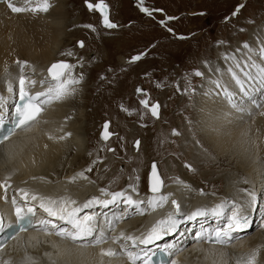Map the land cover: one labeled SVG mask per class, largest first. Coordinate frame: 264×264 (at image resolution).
I'll use <instances>...</instances> for the list:
<instances>
[{
  "label": "bare ground",
  "instance_id": "6f19581e",
  "mask_svg": "<svg viewBox=\"0 0 264 264\" xmlns=\"http://www.w3.org/2000/svg\"><path fill=\"white\" fill-rule=\"evenodd\" d=\"M97 1L99 0L91 4L96 5L100 2ZM12 2L17 7L32 8L36 7L40 0H12ZM49 3L51 7L47 12L12 13L3 11L0 6V119H7L10 114V111L9 113L7 111L13 105L12 100L14 101L16 89L19 88L21 75L25 78V89L44 92L50 86V82L54 83L52 78H48L47 68L54 62L68 60L66 57L77 58L75 53L72 56L62 55L67 52L64 49L66 40H63L69 37L64 28L68 9L63 5V0H49ZM243 3L244 0H240V4ZM108 9L111 11V6ZM92 10L101 11L95 6ZM247 35L245 40H237L227 48L214 50L213 59L209 57L202 63V82L196 88V95H193L191 108L186 107L189 93L182 87H180L181 94L176 99L179 109L183 110L180 114H172L174 121L180 124L182 120L190 118L191 127L182 138L177 136L179 135L177 133L176 139L179 143L180 139L186 138L188 140L186 143H191L195 149L190 148V151L197 156L203 155L198 163H194L193 168H205L204 177L208 178L206 183L214 180L217 185L216 187H212L211 184L203 187L202 183L194 185L192 180L188 181V177L181 180L169 179L164 184L162 182L159 194L170 193L169 201L172 198L176 199L181 204V211L191 212L201 208L202 203V208L209 209L205 215L191 220H180L175 217V230L166 235L167 239L166 236L161 237V241H171L170 249L179 252L177 256L182 264H244L253 250L257 251L256 264H264V228L260 227L264 224V115H262L264 84L260 81L255 84L254 80L258 78L257 69L264 67V22L254 30H249ZM245 44L248 47H244ZM117 57L122 64L133 62L131 58L127 59L121 54ZM18 60L26 62L22 69L17 64ZM83 63V58L68 62L74 65L71 72H76L75 75L71 73L72 76L79 78L82 75L78 72L82 70ZM233 72L242 80L246 94L233 79ZM248 73L251 75L249 76ZM30 80L34 83L28 85ZM85 80L84 78L80 84L74 86L75 93L67 99L44 105L41 115L30 128L17 130L9 140L0 144L1 181L17 180L19 191L22 187L32 190L37 186L39 196L56 200L68 198L75 200L76 206H82L92 197L98 199L104 197L100 189L108 191L109 185H103V177L99 176V173L104 172L111 160L106 157L102 168L86 171L94 155H89L91 145L88 133L91 128H88L89 118L83 106L87 86ZM140 89L144 88L140 87ZM186 90L188 91L187 86ZM135 93L137 94L136 91ZM161 99L155 100L158 105L156 122L165 121L164 102ZM252 99L255 100L250 104ZM152 104L149 105L150 114ZM255 105L259 107L256 109ZM248 111L251 114H248ZM175 124L167 123V127L176 131ZM109 132L110 138L117 134L110 130ZM49 136L52 139H49ZM61 136H64V139H59ZM109 139L100 140L107 142ZM11 143H19L18 148L10 151L11 148L7 147ZM24 147L29 151H24L20 156L12 154ZM183 148L186 149V145ZM211 151L214 155H211ZM185 153H183L184 157L187 156ZM100 156L98 155V159L101 158ZM150 158L147 156V160ZM144 159L145 155H140V160ZM192 161L197 162V159L194 158ZM92 164L90 163V166ZM156 165L161 180V173L163 175L164 173L160 164L156 163ZM168 165L166 170L169 168L171 172V165ZM141 169L142 165H139L131 169L130 174L138 176L136 172L140 173ZM82 171L88 179L77 177L75 181H70L71 177ZM6 177L8 179H5ZM192 179L197 182L204 180L200 177ZM131 186L125 183L122 192L134 200L144 201L141 205L146 209L143 215L132 207L125 211L127 207L120 203L110 204L107 207L93 204L90 208H82L78 214L94 216L93 223H98L93 237H89L88 241H80L81 244L87 243V247L78 249L70 243H53L48 239L37 238L27 242V245L31 244L32 248L28 250L33 260L26 261L25 264H125L123 262L125 257L117 259L101 257L98 245L91 244L94 237L103 232L106 242L101 246L104 249L115 250L119 246L128 248L132 243L131 240L121 239L113 243V237L119 236L121 232L136 236L140 225L154 223L168 214L162 213L163 208L153 211L147 206L149 197L159 194L152 193L150 189H143V192L138 190V194H135L137 190H133ZM201 192L204 195H201ZM6 194L18 196L8 189ZM29 197L16 199L22 203L39 205V200L33 201ZM221 201L226 202L227 213L232 203L243 204L248 223L240 231L234 232L232 239L222 246L204 243L200 235H197L200 234L199 228L204 225L215 227L216 224L222 227L223 224L220 222L227 220L226 217H217L210 211ZM254 205L257 208L253 209ZM119 207L122 209L120 215L117 213ZM122 211H125L123 216H121L124 213ZM108 220L112 221L111 226L107 223ZM146 231L147 229L144 233ZM3 236L0 238V244L7 238L6 233H3ZM17 237L18 235L14 236L11 242L13 243ZM23 237L19 235L18 239ZM108 242L111 247L105 246ZM16 252L18 254L16 257L26 258L21 250ZM174 254L175 252L172 255ZM19 260L13 258L8 263L16 264Z\"/></svg>",
  "mask_w": 264,
  "mask_h": 264
},
{
  "label": "rangeland",
  "instance_id": "374dc122",
  "mask_svg": "<svg viewBox=\"0 0 264 264\" xmlns=\"http://www.w3.org/2000/svg\"><path fill=\"white\" fill-rule=\"evenodd\" d=\"M94 1L87 0L86 3V0H63V5L68 9L64 28L69 36L63 40H66L64 49L75 53L77 57H66L68 60L63 61L70 63L71 60L83 58L82 72L78 73L87 80L83 106L89 118L88 128H91L88 133L91 145L89 155L94 156L90 163L95 161L91 166L89 163L88 168H102L106 157L111 160L112 163H108L104 172L98 174L103 177V185H109L108 192H122L125 183L137 190L135 194H138V190H147L152 161L160 164L166 175L160 170L163 184L169 179L188 177V181L192 180L194 185L202 183L203 187L210 184L216 187L213 179L212 183H206L208 178L204 177L205 168H193L194 163H198L203 155L197 156L190 151V148L195 149L191 143H186V138L180 139L179 143L176 139L177 133L182 138L191 129L190 118L179 124L174 121L172 114H180L183 110L176 103L181 94L180 87L189 93L186 107L191 108L193 95H196V88L202 82L201 65L209 57L213 59L214 50L227 48L237 40H245L249 30H254L264 22V0H244L243 4H240V0H99L106 5L103 11L109 21L117 25L111 29L104 27L101 11L88 8V4ZM142 8L148 11H141ZM79 40L83 41V48L78 47ZM120 54L127 59L139 55L140 59L122 64L117 57ZM197 71L201 73L200 76L195 75ZM71 73L76 74L75 71ZM254 80L257 84L259 78ZM136 86L147 91L136 94ZM160 99L164 102L166 122H156L158 117H153L149 107L145 108L140 103L146 100L147 103L156 104L155 100ZM105 120L110 123L109 130L117 134L107 142H102L99 132ZM167 123H176L177 130L167 127ZM136 140L140 143L135 150L133 143ZM183 144L186 149H182ZM183 153L187 156L184 157ZM98 155L101 158L98 159ZM140 155H145L143 161ZM147 156H151L150 160H147ZM194 158L197 162L192 161ZM167 164L171 165V172L169 168L166 170ZM139 165H142V169L140 173L136 172L138 176L131 175V169ZM193 177L204 180L197 182ZM106 198L110 199L105 196L99 199ZM117 203L127 207L123 197ZM121 210H118V215ZM172 211L171 207L168 213ZM122 212L121 216L125 214V211ZM187 213L190 212L181 211L175 217L189 220L185 217ZM145 226L140 225L137 232L145 229ZM170 232L162 233L161 237Z\"/></svg>",
  "mask_w": 264,
  "mask_h": 264
},
{
  "label": "snow or ice",
  "instance_id": "6c2138e0",
  "mask_svg": "<svg viewBox=\"0 0 264 264\" xmlns=\"http://www.w3.org/2000/svg\"><path fill=\"white\" fill-rule=\"evenodd\" d=\"M6 4L7 8L12 13H20L25 11L31 12H47L51 7L49 0H40V3L36 7L32 8H24V7H17L13 4L12 0H0ZM87 3V0H86ZM96 7L97 10H101V14L103 15V25L105 28H115L117 27L116 24L111 23L103 11L106 9V5L102 2L97 3L96 5L88 4V8L91 10L93 7ZM239 7H242L239 6ZM239 7L237 11H239ZM141 11L147 12L148 10L142 8ZM233 15H236V12H233ZM85 27H91L90 25H86ZM95 30V29H93ZM78 46L83 48L84 43L83 41H78ZM244 47H248L247 44ZM62 55L72 56L73 53L71 51H67L66 53H62ZM132 61H136L140 59V56H133ZM25 61H17V64L23 68L25 65ZM74 65L66 64V63H57L53 64L49 69V75L52 78V82H50V86L44 92H38L35 95L29 94V92L25 89V78L21 75L19 79V96L20 102L16 105V110L13 115L12 119V127H10L7 132L0 137V144H3L4 141L9 140V138L15 134L17 129H26L30 128L31 125L37 121L38 117L41 115L43 111V106L46 104H51L53 102H61L67 99L69 96L73 95L76 91L75 85L81 83L84 79L83 75L79 78L72 76L71 69ZM229 71H232L229 69ZM195 75L200 76L201 73L197 71ZM250 76L251 74L248 73ZM257 77L259 81L264 84V67H259L257 69ZM233 79L236 81L238 85H240V90L245 92L242 80L233 72ZM29 83H34L33 81H29ZM43 83V82H41ZM137 92H142V89L137 88ZM246 94V92H245ZM140 103L145 107L148 108L149 105L146 100H141ZM150 111L153 117L158 116V105L152 104L150 107ZM264 115V113H262ZM108 125L107 122L105 123V128L107 129ZM175 134V133H174ZM68 135V133H65ZM109 136L108 132L102 133V138L107 140ZM49 139H52L49 136ZM59 139H64V136L59 137ZM139 141H136L137 147L139 146ZM47 147V145H45ZM111 151V149H109ZM95 163V161H93ZM188 167V165H186ZM86 171H91V169H87ZM77 177L82 179H88L87 176L84 175V172L77 173L75 176L70 178V181H75ZM5 179H8L7 177ZM35 179V178H34ZM149 185L150 190L154 194H159L161 190L162 182L157 174L156 165L153 164L151 175L149 176ZM4 183H0V188H5ZM185 187H188L185 185ZM135 190V189H133ZM24 191V190H21ZM100 192L105 197H110V199H103L100 200L97 197H92L91 199L84 202L82 206H76L77 202L75 200H71L68 198H60L59 200L46 198L39 196L38 194H33L31 199L33 201L39 200V207L47 213L49 217H55L58 220L64 221L66 224L71 225L70 229L60 228L57 231V226L55 224H51L50 220H39V228L37 231H42L45 235H52L55 234L58 236L62 241H68L71 245L75 246L76 248H84L87 247V243L81 244L78 243L79 241H88L89 237H93L94 227L95 224L94 216L85 215L82 218L78 215L82 208H90L93 204H100L103 207H107L110 204H116L121 197H123V202L127 207L135 208L136 212L143 215L146 209H143L141 205L144 201L134 200L131 196H125L123 192H108L106 189L101 188ZM204 195L203 192L200 193ZM28 196V192L24 191V197ZM171 194L163 195H154L149 197L147 201L148 208H151L155 211L157 208H163L165 204L169 203ZM171 207L174 211L169 212L165 218L156 220L152 226L147 229V231L141 234L138 237H134L131 235H125L123 232L120 233L119 236L113 237L112 242L116 243L117 240H131L132 246L136 247L137 241L139 244L148 245L153 243L155 240H159L161 238V234H167L169 231L175 230L176 220L175 216L181 214V204L174 198L170 200ZM14 212H15V223L19 227L20 231L25 230V225L31 228L34 227L32 224V218L34 217L35 213L32 207L25 206H17L16 201L13 200L12 202ZM227 204L224 201L216 204L215 207L210 209V211L216 215L217 217H226L227 223H225L222 227H219L214 230L213 233L209 234V239H213L214 243L216 244H224L228 240L232 239V234L234 232L240 231L244 228L247 223V216L245 215V206L240 203H232L229 209V212H225ZM127 211V208L125 209ZM209 209L204 208H196L195 210L191 211L190 213L185 214L186 219H195L198 216H203ZM107 223L111 226L112 221L108 220ZM51 224V229L49 230L48 225ZM260 227L264 228V224L260 225ZM200 235L199 233L197 234ZM105 237L103 232L101 231L100 234L96 235L94 239L91 241L92 246L100 245L105 243ZM121 252L125 253L128 257L129 264H137V261L140 260V256L136 253L127 251V249L121 246ZM117 255L116 251L109 248V249H100V256L101 257H113ZM256 257L257 251L253 250L252 253L248 256L247 260L244 264H256ZM7 264V262H5ZM143 264H149L148 260H144ZM171 264H178V261L172 260Z\"/></svg>",
  "mask_w": 264,
  "mask_h": 264
},
{
  "label": "water",
  "instance_id": "95a60500",
  "mask_svg": "<svg viewBox=\"0 0 264 264\" xmlns=\"http://www.w3.org/2000/svg\"><path fill=\"white\" fill-rule=\"evenodd\" d=\"M79 41H80V40H79ZM77 45H78V44H77ZM78 47H79V46H78ZM61 62H62V63H66V64H68L67 61H57V62H54V63H52V64L47 68V73L49 74L48 69H49L53 64H57V63H61ZM137 88L140 89V87H139V86H136V88H135V91H136V92H137ZM143 92H145L144 89H142V92H137V94H139V93H143ZM106 122H107V125H108L107 129L105 128V123H106ZM109 125H110V123H109L108 120H105V121L102 122L101 129H100V132H99V137H100V139L105 140V139L102 138V133H104V132H108V133H109L108 139L110 138L111 133L109 132ZM105 141H106V140H105ZM136 141H137V140H136ZM136 141L133 143V148H134L135 150H136V148H137ZM153 164L156 165L155 162H151V163H150V169H149V172H148V187H149V189H150V185H149V176L151 175V171H152V166H153ZM157 174H158V171H157ZM158 176H159V174H158ZM159 178H160V176H159Z\"/></svg>",
  "mask_w": 264,
  "mask_h": 264
}]
</instances>
